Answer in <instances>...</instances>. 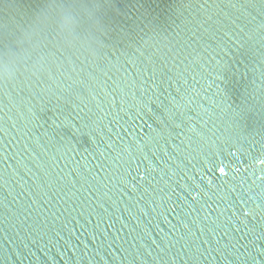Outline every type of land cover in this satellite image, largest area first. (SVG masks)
<instances>
[{
    "label": "water",
    "instance_id": "water-1",
    "mask_svg": "<svg viewBox=\"0 0 264 264\" xmlns=\"http://www.w3.org/2000/svg\"><path fill=\"white\" fill-rule=\"evenodd\" d=\"M48 70L0 81V264H264V0H0Z\"/></svg>",
    "mask_w": 264,
    "mask_h": 264
},
{
    "label": "clouds",
    "instance_id": "clouds-1",
    "mask_svg": "<svg viewBox=\"0 0 264 264\" xmlns=\"http://www.w3.org/2000/svg\"><path fill=\"white\" fill-rule=\"evenodd\" d=\"M55 32L57 45L68 49L90 50V38L80 32L79 14L70 8H58L49 13L38 15L33 26L23 33L20 43H27L29 49L17 51L10 48L0 57V81L12 83L17 78L21 62L35 53V59L27 69L38 76L48 70V58L44 53L48 28Z\"/></svg>",
    "mask_w": 264,
    "mask_h": 264
}]
</instances>
